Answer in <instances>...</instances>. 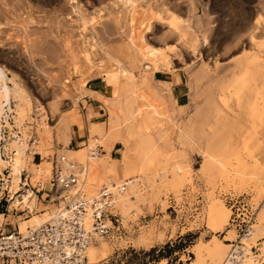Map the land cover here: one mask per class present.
<instances>
[{"label":"rangeland","instance_id":"obj_1","mask_svg":"<svg viewBox=\"0 0 264 264\" xmlns=\"http://www.w3.org/2000/svg\"><path fill=\"white\" fill-rule=\"evenodd\" d=\"M131 1L0 0V55L7 60L0 56V66L7 86L21 93L1 122L9 164L0 176L8 200L0 231L17 230L11 216L24 221L55 211L46 198L51 159L64 154L88 166V197L105 183L127 186L104 239L109 252L96 264H220L206 248L227 243L228 231L238 241L227 200L249 203L255 227L261 222L264 0ZM158 63L164 71L141 76L143 65ZM118 67L133 81L104 77ZM18 139L30 147L23 160L47 162L48 178L27 164L22 183L10 182L16 150L7 144ZM87 139L101 147L96 160L88 159ZM30 192L39 198L32 212L30 201L11 206ZM261 231L245 247L264 259Z\"/></svg>","mask_w":264,"mask_h":264},{"label":"built area","instance_id":"obj_2","mask_svg":"<svg viewBox=\"0 0 264 264\" xmlns=\"http://www.w3.org/2000/svg\"><path fill=\"white\" fill-rule=\"evenodd\" d=\"M84 144L91 159L100 156L102 150L97 139L91 143L87 139ZM87 172L88 167L67 155L52 156L49 180L52 192L46 198L48 203H56L55 211L46 223L29 228L26 233L18 229L0 231V264H87L89 245L97 237L108 236L111 227L118 222L117 215L113 214L115 200L126 190L125 183H105L95 196L88 197L84 189ZM8 198L10 200L11 196ZM17 198L22 200V195ZM3 201L8 200L0 192V215H3ZM243 201L227 200L238 241L231 244L223 264L239 263L246 256L241 238L249 234L254 213ZM256 252V248L250 247V253L256 256Z\"/></svg>","mask_w":264,"mask_h":264},{"label":"bare ground","instance_id":"obj_3","mask_svg":"<svg viewBox=\"0 0 264 264\" xmlns=\"http://www.w3.org/2000/svg\"><path fill=\"white\" fill-rule=\"evenodd\" d=\"M121 2L123 3V5H127L128 6V4H130V5H132L133 4V1H131V0H121ZM116 4V3H115ZM170 11V10H169ZM84 20V19H83ZM13 25V24H12ZM18 26V25H17ZM23 30V29H22ZM27 30V29H26ZM28 36V35H27ZM26 36V37H27ZM89 44V43H88ZM87 44V45H88ZM85 45V44H84ZM89 46V45H88ZM89 49H90V47H89ZM86 53V52H85ZM87 53H89V52H87ZM154 53V52H153ZM9 54V53H8ZM16 54V53H15ZM17 54H19V53H17ZM24 54V53H23ZM60 54V53H59ZM91 53H89V54H85L86 55V57H87V59L88 60H90L91 59V55H90ZM1 55H4V54H1ZM0 55V56H1ZM14 55V54H13ZM30 55V54H29ZM153 55V54H152ZM12 56V55H11ZM23 56H25V55H23ZM88 56L90 57V58H88ZM4 57H7V56H4ZM20 57V56H19ZM2 59H4L3 58V56H1V60ZM6 62H7V60L6 59H4ZM14 60H16V59H14ZM92 60V59H91ZM90 60V61H91ZM3 61V60H2ZM4 61V62H5ZM163 61V60H162ZM5 62V63H6ZM9 62V61H8ZM88 62V61H87ZM3 63V62H2ZM89 64L90 63H92V61L91 62H88ZM160 63H158L156 66H152L151 64H147V65H143V67H142V75L141 76H143V75H147V74H149L151 71H154V70H157V71H159V70H163V67L162 66H160L159 65ZM91 65V64H90ZM35 66V65H34ZM91 68L89 69V71H90V73L91 74H93L94 72H96V71H94L93 69L95 68V66L94 65H92V66H90ZM2 67L0 66V176L2 175V167H4V165L5 164H9V162H6V161H4L3 160V158H2V153H1V150H2V144H1V141H2V135H1V128H2V125H1V122L4 120L5 122H6V117H7V112H11V98L13 97V95H16V93L17 94H19L20 92H15V90L14 91H12L8 86H7V83H6V75H5V73H4V71L1 69ZM32 68V67H31ZM119 68V67H118ZM6 69V68H5ZM18 70H21V69H19L18 68ZM117 70V69H116ZM114 71V70H112V72L110 71H108V73H105V75H104V77L105 78H110V79H113L114 81L116 80V79H120L121 77H124L126 80H132V78L131 77H133L132 76V73L130 72V71H128V70H125V69H122V68H119V70L118 71ZM94 71V72H93ZM114 71V72H113ZM164 71V70H163ZM162 71V72H163ZM171 72V71H170ZM236 73V72H235ZM89 75V74H88ZM93 75H96L95 73L93 74ZM93 75H90V77H92ZM100 75V74H99ZM94 77V76H93ZM143 78V77H142ZM118 79V80H119ZM53 80V79H52ZM112 80V81H113ZM117 80V81H118ZM9 81V80H8ZM116 81V82H117ZM128 81V82H129ZM133 81V80H132ZM115 82V83H116ZM66 83V82H65ZM158 83H160V84H162V82L161 81H158ZM170 83V82H169ZM14 86H15V84H13ZM65 87V86H64ZM63 88V87H62ZM21 94V93H20ZM17 96V95H16ZM141 97V96H140ZM143 97V96H142ZM13 99H15L14 97H13ZM16 99H17V97H16ZM142 100V99H141ZM18 106V105H17ZM140 112V111H139ZM138 113V112H137ZM140 115V114H139ZM145 116V115H144ZM140 120V119H139ZM150 120V119H149ZM141 121V120H140ZM148 121V120H147ZM187 123V122H186ZM6 124H7V122H6ZM149 124V123H148ZM191 125V124H190ZM7 126V125H6ZM20 139H18L17 141H13V142H11V143H9V144H7L9 147H14V149L16 150V152L14 153V156H16V158H14V160H13V162L9 165L10 167H11V175H12V181H10V182H12L13 184H15V185H17V184H19V183H22V181H21V170H22V168H23V166H26L27 164H28V166L30 165V167L32 168V170L34 171L35 170V172H36V174L39 176V175H41V174H43L44 176H45V178H48L49 177V175H50V171H49V168H48V164H47V162L43 159V161L40 163V164H32L31 163V160H23V157H24V155H25V151L28 149V148H30V147H28L27 145H25L24 143H20ZM34 144V143H33ZM7 145H5V146H3V148L4 149H6V146ZM13 147H12V149H13ZM104 150L105 151H107V153H108V151H110L111 150V148L108 146H106L105 148H104ZM74 153H78V152H76V151H74ZM33 154H35V152H30V155L32 156ZM56 153H54V155H55ZM31 156H29V158L31 157ZM81 156V155H80ZM22 158V159H21ZM25 159H26V157H25ZM32 159V158H31ZM88 159H91L90 157H88ZM97 159V158H96ZM96 159H91V160H96ZM207 159V158H206ZM206 161V160H205ZM204 162V161H203ZM203 166L204 165H202V168H203ZM88 167V166H87ZM30 168V169H31ZM201 172V171H200ZM204 172V171H203ZM33 173V172H32ZM202 173V172H201ZM36 176V175H35ZM37 176V177H38ZM264 176V175H263ZM7 179V178H6ZM5 179V180H6ZM7 182V181H6ZM6 182H5V184H6ZM257 183H260V182H257ZM11 184V183H10ZM23 184H25L26 185V183H23ZM257 185V184H256ZM262 185V183L260 184V186ZM12 186V185H11ZM258 186H259V184H258ZM260 186H259V189H260ZM127 187V186H126ZM255 188H256V186H255ZM258 188V187H257ZM256 188V189H257ZM261 188H262V186H261ZM255 189V190H256ZM259 189H257L259 192L261 191V190H259ZM18 190V189H17ZM13 193H14V191H13ZM27 193H28V191H27ZM32 192H30L29 194H27L26 196H22V200H19V201H15V199H14V201L12 200V197L10 198V201H13L12 203H11V206L12 205H16L17 204V206L19 205V204H23L24 203V205H25V207H26V204H25V202H31V203H29L28 205V207H26L27 209H29V211L30 212H32L33 211V208L35 207V203H36V197H33L32 196V194H31ZM264 193V192H263ZM14 194H17V191H15V193ZM259 194H261V192L259 193ZM13 195V194H12ZM19 195V194H18ZM262 195V194H261ZM16 199H20V198H16ZM116 201V200H115ZM14 203V204H13ZM30 204H32V206L30 205ZM249 204V203H248ZM14 205V206H15ZM34 206V207H33ZM250 206V205H249ZM251 207V206H250ZM262 208L259 210L260 211V213H258V214H260V217H259V221H261V222H259V225L258 226H256L255 227V225H254V222H255V215H254V221H253V223H252V225H251V229H250V231H249V234L248 235H245V236H243L242 238H241V243H242V245L244 246V250H245V252H246V256H244V258L239 262V263H236V264H261L260 263V261L261 262H264V259H262V258H259V256H255L253 253H250V246L249 245H247V246H249V247H245L246 246V241H249V240H251L252 239V237H255L257 234H259L260 232H262L261 230H264V204L261 206ZM115 209V208H114ZM231 211V209H229V212ZM53 214V212H51V213H48V212H45V213H41V214H32V216L29 218V219H27V220H24V221H18V224H17V226H18V230H19V232L20 233H26V231L29 229V227H33L34 226V228L35 227H38V226H40L41 224H43V223H46L49 219H50V217H51V215ZM114 214V213H113ZM1 216H4V215H0V217ZM262 218V219H261ZM110 227H111V225H110ZM233 230V229H232ZM235 231H236V229H235ZM237 232V231H236ZM232 234V231H228L227 232V235L224 237V239L223 240H225L227 243H220V241H217V240H215V246L213 247V248H206V252H207V255H208V258L210 259V260H215V259H218V260H222V262L220 263V264H223L224 262H225V258H226V256H227V253H228V248L230 249L231 248V244L232 243H234V242H236V241H234V240H232V239H228V236L229 235H231ZM233 235V234H232ZM140 236V235H139ZM107 237V236H106ZM106 237H97L96 238V240L95 241H97V243L95 244L94 242L93 243H91L90 245H89V247L87 248V250H86V258H87V264H96V263H99L101 260H103L106 256H107V254H108V252H109V245H108V243L107 242H105V238ZM230 237V236H229ZM145 238V237H144ZM144 238H142V237H139V240H138V242H140V243H145V241H144ZM231 238V237H230ZM230 243V244H229ZM197 250V252H196V256H197V258H198V260H200V250L199 249H196ZM226 250H228L227 252H226ZM255 260H253V259ZM198 263V262H197Z\"/></svg>","mask_w":264,"mask_h":264},{"label":"crops","instance_id":"obj_4","mask_svg":"<svg viewBox=\"0 0 264 264\" xmlns=\"http://www.w3.org/2000/svg\"><path fill=\"white\" fill-rule=\"evenodd\" d=\"M161 81H165V80H162L161 79ZM180 82H181V79H180ZM179 85L178 84H176L175 85V87L177 88ZM89 90H91V91H93V92H95V93H98V94H100V95H102V92L99 90V89H97V88H93V89H89ZM93 100H96V99H93ZM47 196V195H46ZM37 203H35V205H36V207H38V203H39V198H38V200L36 201ZM48 203V202H47ZM43 206V208H47V207H49V205H42ZM14 219L13 221H15L17 224H18V220H16L14 217H12L11 216V219ZM6 222H10L9 221V216L7 215V218H6ZM3 231H6V228H3ZM7 231H9V230H7Z\"/></svg>","mask_w":264,"mask_h":264}]
</instances>
